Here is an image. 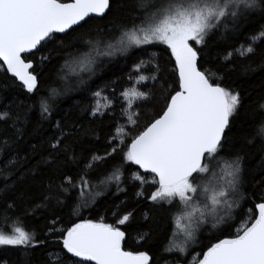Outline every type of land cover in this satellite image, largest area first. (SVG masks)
<instances>
[{
  "label": "snow or ice",
  "instance_id": "6c2138e0",
  "mask_svg": "<svg viewBox=\"0 0 264 264\" xmlns=\"http://www.w3.org/2000/svg\"><path fill=\"white\" fill-rule=\"evenodd\" d=\"M254 24L205 67L211 37ZM261 44L264 0H0V218L7 228L27 205L23 217L43 223L29 229L17 216L19 226L0 229V264H159L147 247L154 211L172 223L163 252L174 264H264ZM158 45L163 63L159 53L132 59ZM118 57L131 59L126 76L97 83ZM49 66L59 87L45 80ZM103 117L114 121L107 129ZM126 172L135 204L106 201L108 223L96 201L113 184V197L127 192ZM205 230L209 241L190 252ZM130 231L136 250L123 246Z\"/></svg>",
  "mask_w": 264,
  "mask_h": 264
},
{
  "label": "trees",
  "instance_id": "16d2710c",
  "mask_svg": "<svg viewBox=\"0 0 264 264\" xmlns=\"http://www.w3.org/2000/svg\"><path fill=\"white\" fill-rule=\"evenodd\" d=\"M256 27H258V25H255V24L251 25V26H249V28L246 31H244L243 33L238 34V35L237 34L223 35V36L217 35V36L211 37L208 40L209 48L206 50L209 63H206L205 67H208L210 65L212 67L216 66L215 61L211 60V58L216 57L218 53L223 54L224 52H226L227 50H229L232 47H239L241 44H245V42L249 38V35L254 32ZM145 47L147 48L146 52L141 51V50H135L136 55L132 59H140V58L146 59L149 53H159V56H160L162 63L167 59L165 53L162 51V49L164 47L163 45L145 46ZM260 48H264V44H261ZM84 50H85L84 48L80 49V51H84ZM117 59L119 61V70L112 69V66L109 65L108 68H105L95 78L97 83H103L104 81L109 80V79H115L116 77H125L126 76L127 72L132 67L131 59L126 60V58H119V57ZM62 63H63V59H60L57 62V67L59 64H62ZM173 65H174V61L172 62L171 65H169V67H171ZM45 72H46V76H45L46 82L49 84H52V86H54V87H59L60 82L56 77L55 69L52 66H49V68L46 69ZM238 75H239L238 71L233 74L234 78L237 77ZM0 79H3L2 73H0ZM73 79H75V78H73ZM121 83L122 84L124 83L123 79L121 80ZM41 87L42 88L45 87V84L42 83ZM252 88L253 89L256 88V83H253ZM73 95L76 97V100H80V93H73ZM258 99H259V97H258L256 91L252 92L251 97L246 98V105L249 106V111L254 110L255 104H256ZM159 107H160V105H156L153 103L151 105V107H149L148 112L144 116L141 117L140 125L142 126L144 124L145 120L151 118L152 108H156L158 110ZM116 111H117V114H119V105H117ZM101 119L103 120L105 129H107L110 125H112L114 123L112 118H109V117H103ZM121 124H122V121H121ZM127 131L132 132L133 130L129 128V129H127ZM104 135H105V132L102 131L101 132L102 139L96 145L97 147L100 148L101 154H103V150H104V148H103L104 143H105V141L103 139ZM102 170L108 171L107 168H104ZM145 175H147L148 178L151 179V176L149 174H145ZM128 176H129V173L126 172L125 178H124V184H122V187H126L128 189L127 192L120 193L118 198L113 197L111 195V193L115 191V185L113 184L110 189H107L108 195L107 196H101L96 201V204L99 205V207H100V215H104L105 220L108 223H114V219H113L111 211L105 212V208L109 207V204H107L106 201L111 200L114 204H119L121 201L127 200L129 207H131L135 204L134 193L138 189L133 187L132 183L129 182ZM101 179H103L102 176L94 175L93 176V183L99 184ZM101 187H103V186H101ZM144 190L147 193V192H150L152 189L148 185H145ZM89 202L91 203V197H89ZM145 204H146V202H143L141 204V207H143L144 210H147V208L144 207ZM26 208H27V205H21L20 206L19 212L16 213L15 215L11 216V220L9 221L7 228L5 227L4 219L0 218V229L8 231L13 226H19L16 223L17 216H19L21 218V220L23 221V226H25V227H27L29 229L41 228L43 226L42 221H38V220H35L33 218L25 219L23 217V212ZM82 214L84 217L90 218L93 220H99V218H100L99 215H97L95 212H89L87 210H84ZM152 215L155 218V225L156 226H155V230L153 231L152 241L147 247H148L150 252H153V253L159 252L160 253L161 258L159 259V264H174V259H175V256L177 254L176 253L163 252V247L168 242L167 237H169L171 234L172 223L169 220L167 213H165V212L154 211L152 213ZM240 222L241 221L239 219H237L235 221L237 226L240 224ZM133 223H134V225L143 223L141 218H140V213H137L136 219ZM229 231H234V228L231 230H225V235H227ZM135 235H136V233L134 231L129 232V239L127 241H125L123 244V246L125 247L126 250H136L137 249V245L134 243V241L132 239V237H134ZM225 235H222L220 238H225ZM209 239H210V237H209L208 231L205 230L204 232H202L200 234L201 243L197 247L194 248L195 252H199L202 244L207 243L209 241ZM211 242H215V240H212ZM139 250H144V248L140 247ZM193 254H195V253L193 252ZM190 258H191V256H189V259ZM154 259H156L155 256H154Z\"/></svg>",
  "mask_w": 264,
  "mask_h": 264
},
{
  "label": "rangeland",
  "instance_id": "374dc122",
  "mask_svg": "<svg viewBox=\"0 0 264 264\" xmlns=\"http://www.w3.org/2000/svg\"><path fill=\"white\" fill-rule=\"evenodd\" d=\"M122 124H123V121H122ZM182 238V237H181ZM198 245H193L190 247L189 251H191L193 248L197 247ZM191 259V258H190Z\"/></svg>",
  "mask_w": 264,
  "mask_h": 264
},
{
  "label": "water",
  "instance_id": "95a60500",
  "mask_svg": "<svg viewBox=\"0 0 264 264\" xmlns=\"http://www.w3.org/2000/svg\"><path fill=\"white\" fill-rule=\"evenodd\" d=\"M151 176V174H149ZM124 244V243H123Z\"/></svg>",
  "mask_w": 264,
  "mask_h": 264
}]
</instances>
